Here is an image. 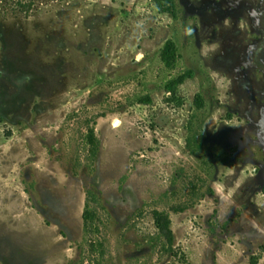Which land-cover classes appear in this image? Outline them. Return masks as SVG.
<instances>
[{
  "label": "rangeland",
  "instance_id": "1",
  "mask_svg": "<svg viewBox=\"0 0 264 264\" xmlns=\"http://www.w3.org/2000/svg\"><path fill=\"white\" fill-rule=\"evenodd\" d=\"M174 5L0 0V264H264V0Z\"/></svg>",
  "mask_w": 264,
  "mask_h": 264
},
{
  "label": "trees",
  "instance_id": "2",
  "mask_svg": "<svg viewBox=\"0 0 264 264\" xmlns=\"http://www.w3.org/2000/svg\"><path fill=\"white\" fill-rule=\"evenodd\" d=\"M166 2L169 3V5L174 8V3L175 0H166ZM171 8V9H172ZM179 57H180V52L177 48V44L173 41V40H169L166 45L165 48L162 51V61L165 64L167 69H175L178 66L179 63ZM194 72L191 69H188L184 72H180L177 73L176 75L167 78V80L165 81L164 87L167 91L169 92H174L177 90L178 86L181 85L182 83H184L188 78L193 77ZM152 99L151 98H145V102H150ZM203 96L202 95H198L196 98V104L199 106V108L203 107ZM89 139L91 140V142L95 141V134H94V130L90 129V133H89ZM189 143H191V141L189 140ZM197 143V142H196ZM199 178H201V181L204 183V177H197V181L199 180ZM189 182L192 184L194 183V181L189 180ZM196 187H192L189 188L190 192H196ZM97 212L88 207L86 212H85V217H86V225L87 227H92L93 223L95 222V218H96ZM157 219H158V224L161 227L162 232H164L166 234V236L168 238L172 237V230H171V219L170 217H168V215L164 214L163 212H157ZM104 246L103 243L98 244V247L101 249Z\"/></svg>",
  "mask_w": 264,
  "mask_h": 264
}]
</instances>
